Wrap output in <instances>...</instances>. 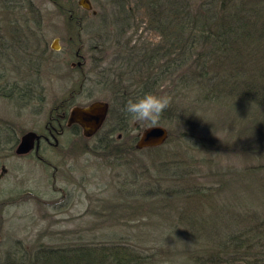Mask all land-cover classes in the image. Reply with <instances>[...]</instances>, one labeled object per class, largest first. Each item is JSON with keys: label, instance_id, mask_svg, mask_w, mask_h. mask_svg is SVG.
<instances>
[{"label": "rangeland", "instance_id": "374dc122", "mask_svg": "<svg viewBox=\"0 0 264 264\" xmlns=\"http://www.w3.org/2000/svg\"><path fill=\"white\" fill-rule=\"evenodd\" d=\"M30 1L37 9L38 23L22 1L14 0V7L10 8L6 6L9 5L7 0H0V76L17 83L27 78L38 86H34L33 96L26 104L0 94V169L2 165L7 169L0 176V257L16 251L18 246L60 245L113 237L140 244L145 250L156 246L155 249L161 252V264H186L177 257L185 255L181 251L184 253L194 248L190 235L186 233L187 226L171 221L170 215L176 214L174 211L158 209L166 205L161 200L166 181L160 182L156 190L148 184L155 162L158 164V158H170L172 151L162 154L161 150L134 148L115 156L102 152L98 146L99 136L106 131L122 144L134 145L137 134L150 125L147 124L150 120L132 117L129 129L114 130L112 126L123 123V118L108 114L103 126L90 137L82 136L78 127H67L63 122V132L57 135L58 143L43 142L37 151L43 159L34 153L35 149L23 155L15 153L16 142L24 132L46 133L45 125L50 115L56 116L64 109L68 112L74 105H87L94 100L108 101L109 97L108 91L95 81L99 77L95 62L98 55L90 48V32L76 26L78 19L96 24L90 20L89 11L80 6L78 0ZM11 25L20 33L30 35L29 48L23 42L22 46L12 43ZM142 34L145 36L148 32L143 30ZM55 37L59 39L57 49L51 47ZM37 46L46 48L44 58H41ZM109 51L105 49L101 54L105 59L103 65H108L112 58L111 54H106ZM29 55L32 58H28ZM78 60L81 66L76 64ZM35 63L40 67L37 72L31 70ZM82 84L84 87L78 90ZM197 92V87L188 90L186 104L191 100L194 102ZM38 93H41L40 97H34ZM195 110L205 119H200L205 131L215 132L212 137L220 142L229 141L231 152L197 153L195 160H191L194 164L189 167L195 170L191 174L193 182L204 181L207 189L215 187L217 184L211 183L215 178L212 172L227 166L231 167L233 175L247 166L255 168V173L242 177L243 181L239 183V172L237 177L226 176L231 182L220 194L193 199L191 207H187L188 213H196V203L203 200L218 204L221 207L218 214L224 218L230 219L238 214L244 216L251 211L262 213L264 152L246 155L237 148V137L231 133L232 128H228L236 117H231L233 113L224 108L205 107L201 103ZM153 124L165 126L168 132L176 128L169 123ZM261 135L264 138V128ZM248 140L249 135H243L241 145ZM169 143L166 148L171 149L173 142ZM150 180L153 181L152 177ZM199 206L201 211L198 213L202 216L210 213L206 204ZM165 211L170 215L167 216ZM174 252L177 254L172 262Z\"/></svg>", "mask_w": 264, "mask_h": 264}, {"label": "trees", "instance_id": "16d2710c", "mask_svg": "<svg viewBox=\"0 0 264 264\" xmlns=\"http://www.w3.org/2000/svg\"><path fill=\"white\" fill-rule=\"evenodd\" d=\"M13 1L7 0L9 5H5L13 8ZM18 1L33 12L34 21L38 23L39 15L32 2ZM91 2L96 13L89 11L90 20L96 21V24L89 21V25L78 19L76 26L90 32V48L98 55L95 62L99 77L95 81L109 93L108 114L116 115L117 119L123 118V123L112 126V129H129L132 116L123 110L127 99L148 91L172 97L160 117L147 124L169 123V126L174 124L177 130L169 131L167 142L145 148L155 152L161 150L162 154L172 151L170 158H158V164L155 162L148 184L156 190L160 182L166 181L161 199L166 205L158 209L174 211L175 215L165 213L172 217L170 219L174 224L187 226L186 233L190 235L194 248L184 253L181 251L185 255L177 258H182L186 264H264V211H251L229 219L218 214L221 208L218 204L206 200L196 203V213L191 212L190 215L187 209L193 199L220 194L231 182L226 176L234 177L239 172V183L243 181L242 177L255 173V168L247 166L233 175L231 167L227 166L212 172L215 178L211 183L217 184L215 187L207 189L204 186L206 182H193L191 174L195 170L189 167L194 164L191 160H195L197 153L231 152L229 141L220 142L212 137L215 132L205 131L201 115L195 112L197 104L212 109L224 108L233 113L231 117H236L230 121L228 128H232L231 133L237 137V148L246 155L264 152L261 135L264 128V0ZM25 22L27 24V19ZM13 28L10 29V37L15 43L13 40L12 43L22 46L23 42L29 48L30 35ZM143 30L148 35L144 36ZM110 48L111 51L108 50ZM105 49L112 58L104 66L105 59L101 54ZM38 51L44 58L46 48L41 47ZM28 58H32L31 55ZM38 68L35 66L31 70L37 72ZM0 79L3 81L0 94L25 104L32 98L34 86H37L27 78L20 83L8 81L4 75ZM195 87L198 92L194 102L191 100L186 104L188 90ZM40 95L38 93L34 97ZM176 101L184 103L181 105ZM202 120H205L204 117ZM246 134L249 140L241 145L240 138ZM97 141L102 152L115 156L135 148L114 139L109 131L99 136ZM170 141L173 142L171 149L166 148ZM201 203L210 208L205 217L198 213ZM155 247L145 250L140 244L113 237L60 245L39 243L18 246L16 251L0 257V264H161V252ZM176 254L174 252L173 256ZM174 259L175 256L170 260L173 262Z\"/></svg>", "mask_w": 264, "mask_h": 264}, {"label": "water", "instance_id": "95a60500", "mask_svg": "<svg viewBox=\"0 0 264 264\" xmlns=\"http://www.w3.org/2000/svg\"><path fill=\"white\" fill-rule=\"evenodd\" d=\"M78 4L84 9L91 11V13H96L91 0H78ZM58 41L59 39L57 37L52 40L51 47L53 49L59 47ZM76 53L78 54V52ZM108 108L109 104L106 100H94L87 105H74L69 110L67 124L72 122L78 123L82 128V135L90 137L103 125L108 113ZM168 135L169 132L165 126L150 124L137 134L134 146L137 149L158 146L165 142ZM39 137V134L33 130L24 132L15 146V153L25 154L33 149L37 151L39 147ZM6 170V167L2 165L0 176Z\"/></svg>", "mask_w": 264, "mask_h": 264}, {"label": "clouds", "instance_id": "9594fccd", "mask_svg": "<svg viewBox=\"0 0 264 264\" xmlns=\"http://www.w3.org/2000/svg\"><path fill=\"white\" fill-rule=\"evenodd\" d=\"M170 95H159L148 91L129 98L123 105V110L137 120H157L171 102Z\"/></svg>", "mask_w": 264, "mask_h": 264}, {"label": "flooded vegetation", "instance_id": "af4514ba", "mask_svg": "<svg viewBox=\"0 0 264 264\" xmlns=\"http://www.w3.org/2000/svg\"><path fill=\"white\" fill-rule=\"evenodd\" d=\"M76 55H78V54L76 53ZM76 64H77V66H81L82 63L78 60ZM82 87H83L82 85H79L78 86V88H79L78 90H80ZM108 104H109V101H108ZM109 108H110V104H109ZM68 115H69V110H68V112H65V111L62 110L56 116L50 115L49 120L47 121V123L45 125L46 133L37 132L39 134V136H40L39 137V147H38L37 151H39V149L43 146V142H45L47 144H53V145H56L58 143L57 135L61 134L63 132V129H64L63 122H64L65 126H67V127L76 126L82 132V128H81V126L78 123L72 122L70 124H67ZM17 142H16V144H17ZM37 151L36 152L34 151V153L37 154ZM17 155H23V154H17ZM37 156H38V154H37ZM38 157L43 159L41 156H38Z\"/></svg>", "mask_w": 264, "mask_h": 264}]
</instances>
